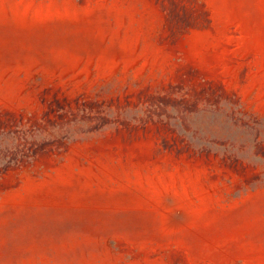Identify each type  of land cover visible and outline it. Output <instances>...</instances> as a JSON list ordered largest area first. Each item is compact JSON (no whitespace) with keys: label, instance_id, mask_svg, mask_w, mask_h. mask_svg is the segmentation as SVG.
<instances>
[{"label":"rangeland","instance_id":"374dc122","mask_svg":"<svg viewBox=\"0 0 264 264\" xmlns=\"http://www.w3.org/2000/svg\"><path fill=\"white\" fill-rule=\"evenodd\" d=\"M0 264H264V0H0Z\"/></svg>","mask_w":264,"mask_h":264}]
</instances>
